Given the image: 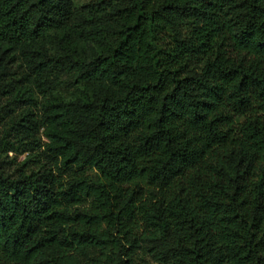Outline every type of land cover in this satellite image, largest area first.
<instances>
[{"label": "trees", "instance_id": "trees-1", "mask_svg": "<svg viewBox=\"0 0 264 264\" xmlns=\"http://www.w3.org/2000/svg\"><path fill=\"white\" fill-rule=\"evenodd\" d=\"M105 2L115 46L83 61L70 40L39 51L73 0H0V49L36 79L75 69L101 86L73 121L44 115L51 159L97 181L0 172V264H134L146 239L163 264H264V0Z\"/></svg>", "mask_w": 264, "mask_h": 264}, {"label": "rangeland", "instance_id": "rangeland-1", "mask_svg": "<svg viewBox=\"0 0 264 264\" xmlns=\"http://www.w3.org/2000/svg\"><path fill=\"white\" fill-rule=\"evenodd\" d=\"M106 0H73L76 17L67 29L51 33L39 43L42 57L61 56L65 40H70L77 57L86 61L92 53L101 54L115 46L114 20ZM106 7V9H105ZM195 24L192 20L182 27L180 39L189 40ZM175 35L159 31L164 49L175 45ZM202 65L185 69L187 74L198 75ZM75 69L46 72L36 79L27 70L14 49H0V172L13 178L21 174L31 175L51 169L64 184L76 177L97 181L98 174L92 169L63 166L51 159L44 145L49 143V128L44 115L51 104L60 105L64 118L73 121L79 116L76 104L93 101L101 94L99 84H79ZM145 227L141 230L144 233ZM145 238H143L144 240ZM153 241L146 239L134 257V264H163L149 251ZM151 249V248H150ZM90 251L82 256V263L97 256Z\"/></svg>", "mask_w": 264, "mask_h": 264}]
</instances>
